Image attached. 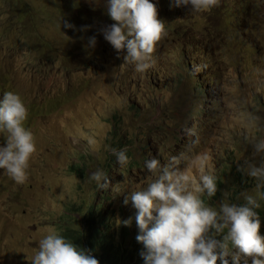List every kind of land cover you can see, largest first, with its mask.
Listing matches in <instances>:
<instances>
[{
    "label": "clouds",
    "instance_id": "9594fccd",
    "mask_svg": "<svg viewBox=\"0 0 264 264\" xmlns=\"http://www.w3.org/2000/svg\"><path fill=\"white\" fill-rule=\"evenodd\" d=\"M104 4V22L99 29L106 40L103 49L92 35L96 19L101 25V16L84 0H56L55 25L49 36L60 37L61 48L67 55L79 51L85 61L99 62L103 68L115 67L106 53L109 51L128 65L129 73L135 72L149 81L161 79L156 67H171V74L165 78L170 81L167 87L170 92L176 88L182 99L170 97L167 101L168 95L162 92L151 95L160 96L169 108L164 115L179 118L182 108L191 103L193 112L202 120L218 123L223 119L220 125L227 130L254 121L260 113L264 118V92L257 90L256 63L262 61L264 50L255 36V31L264 32V0H235L234 4L225 0H104ZM196 14H202L204 19L200 29L194 26ZM22 25L9 32L7 38L15 34L25 44L24 54H11L44 57L51 45L35 51L32 45L44 37L21 36ZM253 56L260 58L255 60ZM64 69L66 74L78 75L64 117L76 109L77 115L84 114L91 105L98 106L94 115L104 117L105 109L114 104L122 111L123 92L112 83L114 77L80 74L79 69L73 71L71 62H65ZM66 102L65 97H58L53 105L60 108ZM27 104L17 92L5 91L0 95V168L18 184L26 180L30 158L36 151L31 116L43 111L38 104L28 111ZM122 112L133 128L147 132L139 139L111 148L109 154L91 164L86 156L71 164L64 171L66 179L60 191L65 199L64 210L51 216L45 227L34 232L19 227L9 217V209L0 204V239L17 230L37 238L38 247L27 264H100L93 251L80 246L70 232L82 230V243L89 242L90 228L97 223L107 228V235L129 231L136 242L135 258L143 264H264V217L255 211L264 200V138L252 142V156L261 157L258 162L246 159L239 164L230 158L215 174L204 170L209 160L206 152L189 158L188 165L199 169L194 178L188 165L180 167L182 155L172 156L164 164L157 158L165 150L175 152L190 145L182 149L187 153L191 147L188 131L178 134L152 129L163 122L160 117L137 120L143 114L152 115L155 106L135 97L127 101ZM231 115H240L241 119L227 121L226 117ZM167 117L172 128L176 120ZM169 134L173 141L166 145L164 139ZM255 138L250 136L247 140ZM108 139V143L115 141L110 130ZM137 154L153 157L139 163ZM142 166L151 178L144 186L126 193L117 208L115 197L122 195L126 180L136 181L145 174L146 171L137 173ZM234 167L257 182L256 194L238 199L243 203L231 201L228 195L233 194L225 190L236 182L232 176L236 174ZM72 177L83 186L82 192H74L75 196L66 190ZM218 185L224 186V192L222 198L216 199ZM129 201L133 208L127 210L125 204ZM26 202L28 207L19 214L40 221L37 209ZM93 206L95 209L91 210ZM66 214L67 221L61 222Z\"/></svg>",
    "mask_w": 264,
    "mask_h": 264
},
{
    "label": "rangeland",
    "instance_id": "374dc122",
    "mask_svg": "<svg viewBox=\"0 0 264 264\" xmlns=\"http://www.w3.org/2000/svg\"><path fill=\"white\" fill-rule=\"evenodd\" d=\"M84 1L88 7L97 10L101 16V25L100 20L96 19L92 26V35L96 36V44L103 49L106 40L99 29L104 22L103 15L106 10L104 0ZM225 2L234 4L235 0H225ZM55 9L56 0H0V95L5 91H14L28 103V111H32L36 104L39 108H43V111L34 112L30 120L36 151L30 158L26 180L22 184H18L12 178H8L9 175L0 168V204L9 209L8 215L14 224L34 232L42 226H47L51 216H58L63 212L65 199L60 191H62L66 179L64 171L71 164L81 162L83 156H86L87 163L91 164L94 160L111 152L112 145L108 143L109 125L107 122L119 114H122L126 120V114L122 111L126 109L127 101L134 97L144 101L150 107L155 106V112L152 115L143 114L137 120L142 118L156 120L160 117L163 122L156 123L152 129L161 132L172 131L178 134H186L188 131L189 139L187 140L190 144L193 142L195 144L191 145L187 153L182 149H186L190 145L183 146L175 152L165 150L157 157L162 164L167 163L172 156L182 155L184 159L181 160L180 167H185L188 165L189 158L206 152L209 160L204 170H211L215 174L219 171V167L223 168L225 161L230 158H234L239 164H242L246 159L259 161L261 158L259 155L252 156V142L258 138H264L262 113L254 121L229 130L220 125L223 119L218 123L202 120L201 116L193 112L194 108L191 103H187L182 108V116L179 118L170 114L164 115L169 111V108L165 106L160 96L155 98L151 95L162 92L168 95L167 101L170 97L182 99L176 88L170 92L167 87L170 81L165 78L171 74V67H156L155 72L160 73L161 79L149 81L135 72L129 73L128 65L109 51L106 53L110 58L112 57L114 68H103L99 62H87L79 51H74L69 56L61 48L60 37L58 35L49 36L50 28L55 25V15L57 14ZM20 24H23L20 29V35L23 37L33 38L35 34L43 35L44 39L41 42L32 45L35 51L48 48L51 45L44 57L11 54V52H17L23 55L25 51V44L17 40L15 34H11L7 38L8 33L15 30ZM106 24L104 23V25ZM203 24L202 14H196L195 28L200 29ZM255 32V36L264 50V32ZM252 58L256 60L260 57L253 56ZM171 59H173L172 53ZM65 62L73 63V71L79 69V73L83 75L88 72L90 75L101 78L114 77L111 80L112 83L123 92L122 111L114 104L105 109L104 117L103 115H94L93 112L98 109V106L91 105L84 114L77 115L76 109L70 116L64 117L65 108L72 102L78 77L77 74H66ZM256 63L257 90L264 92V57L262 61H256ZM174 69L180 68L174 66ZM182 74L185 75V71H182ZM58 97H65L67 102L64 106L55 108L53 103ZM167 116L176 120L172 128H170L172 121ZM133 118H135L134 115ZM235 119L240 120L241 116L226 117V120L230 122ZM127 126L134 129L129 123ZM206 127L209 129L204 131ZM227 132L235 135H230ZM250 136L256 138L249 141L247 139ZM164 141L166 145L172 143L173 135H167ZM158 151L161 150L158 149ZM151 157L153 156L146 154L136 155L139 163ZM187 170L194 178L198 177V168L188 165ZM232 176L236 178V174ZM150 178V174L146 171L136 181L126 180L121 189L122 195L114 199L115 206L120 207L121 198L124 199L126 193L133 190L134 187L144 186L143 183L146 184ZM253 181L256 180L245 173L243 174L241 185L244 187H240L238 199H243L245 194H256V184H251ZM234 186H236V182ZM80 188L83 186L79 180L75 177L70 178L66 187L67 193L75 196L74 192H82L79 190ZM225 190L227 193L234 194L228 188ZM26 201H29L32 207L37 209L40 221H32L29 216L19 214L28 207ZM208 202L211 203V200ZM125 206L127 210L133 208L131 201ZM217 238L219 239L220 236ZM0 240V264H27L38 247V239L31 235H25L21 230L6 234Z\"/></svg>",
    "mask_w": 264,
    "mask_h": 264
},
{
    "label": "trees",
    "instance_id": "16d2710c",
    "mask_svg": "<svg viewBox=\"0 0 264 264\" xmlns=\"http://www.w3.org/2000/svg\"><path fill=\"white\" fill-rule=\"evenodd\" d=\"M108 124H111L113 129L117 128V132L114 133V138H118V141H122L123 137H121L119 134V130L123 128L125 125L127 126V120L123 117L122 114L116 115L112 120L107 122ZM115 125V126H113ZM125 126V127H126ZM111 127V126H109ZM138 129V128H136ZM115 143V141H114ZM191 145H195L192 143ZM234 171H236V186L231 185L229 186L230 190L233 191V195H228L229 199L231 201H234L236 203H243L238 200V194L240 187H244L241 185L242 183V176L243 172L238 170L237 167H234ZM257 182L253 181L251 184L255 185ZM218 192L216 195V199L222 198V193L224 192V186L218 185ZM80 191L83 190V188L79 189ZM264 191V187L261 189ZM261 207L257 208L255 211L259 213V215L264 217V200H261ZM92 207V206H91ZM95 206L91 208V210H94ZM72 210V209H70ZM93 216V215H91ZM66 217H68V214H66L65 218H62L61 222H66ZM107 228L101 227L99 224L95 223L90 228L89 233V242L82 243V236L83 232L80 229H72L70 232L76 237V241L80 246L89 248L93 251V255H95L98 260L100 261V264H143V261H137L135 258L134 249L136 248V242L135 239L131 237V234L129 231H119V233H112L107 235L106 234ZM105 237H108L109 240H104Z\"/></svg>",
    "mask_w": 264,
    "mask_h": 264
},
{
    "label": "bare ground",
    "instance_id": "6f19581e",
    "mask_svg": "<svg viewBox=\"0 0 264 264\" xmlns=\"http://www.w3.org/2000/svg\"><path fill=\"white\" fill-rule=\"evenodd\" d=\"M108 125L111 126V127H109V130L114 135V133H116L118 131L117 128L113 129L111 124H108ZM113 126H115V125H113ZM125 126L119 130V132H120L119 135L121 137H123V140L122 141H118V138H114L115 139V143L114 142L110 143L112 145V148L121 147V146L125 145L127 142H130V141L135 140V139H139L141 136H143L147 132L143 128L131 129L128 126H126V127ZM156 151L159 152L158 149ZM143 167L144 166H142L141 170H139L137 173L145 172L146 170H142ZM65 216L63 217V219L65 218Z\"/></svg>",
    "mask_w": 264,
    "mask_h": 264
}]
</instances>
